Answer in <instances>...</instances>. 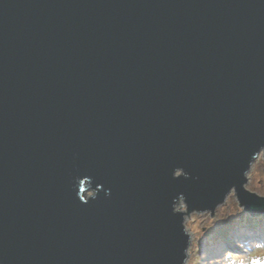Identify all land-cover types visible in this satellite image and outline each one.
Instances as JSON below:
<instances>
[{
    "label": "water",
    "instance_id": "obj_1",
    "mask_svg": "<svg viewBox=\"0 0 264 264\" xmlns=\"http://www.w3.org/2000/svg\"><path fill=\"white\" fill-rule=\"evenodd\" d=\"M261 152L264 0H0V264H186Z\"/></svg>",
    "mask_w": 264,
    "mask_h": 264
},
{
    "label": "rangeland",
    "instance_id": "obj_2",
    "mask_svg": "<svg viewBox=\"0 0 264 264\" xmlns=\"http://www.w3.org/2000/svg\"><path fill=\"white\" fill-rule=\"evenodd\" d=\"M246 187L264 196V152L256 158L248 172ZM92 192H88L91 195ZM235 190L211 211H192L186 215L185 227L190 235L186 264H262L264 262V212L252 217L239 204ZM177 206L187 211L181 199ZM256 232L258 236H247ZM231 243L225 244V240ZM201 259H200V258Z\"/></svg>",
    "mask_w": 264,
    "mask_h": 264
},
{
    "label": "bare ground",
    "instance_id": "obj_3",
    "mask_svg": "<svg viewBox=\"0 0 264 264\" xmlns=\"http://www.w3.org/2000/svg\"><path fill=\"white\" fill-rule=\"evenodd\" d=\"M180 208H181L180 206L177 207L178 210H181ZM253 235L258 236V234L255 231L253 233L248 234L247 236H253ZM229 243H231V239L228 238V240H225V244H229Z\"/></svg>",
    "mask_w": 264,
    "mask_h": 264
},
{
    "label": "clouds",
    "instance_id": "obj_4",
    "mask_svg": "<svg viewBox=\"0 0 264 264\" xmlns=\"http://www.w3.org/2000/svg\"><path fill=\"white\" fill-rule=\"evenodd\" d=\"M262 264H264V262H262Z\"/></svg>",
    "mask_w": 264,
    "mask_h": 264
},
{
    "label": "trees",
    "instance_id": "obj_5",
    "mask_svg": "<svg viewBox=\"0 0 264 264\" xmlns=\"http://www.w3.org/2000/svg\"><path fill=\"white\" fill-rule=\"evenodd\" d=\"M200 258V257H199ZM201 259V258H200Z\"/></svg>",
    "mask_w": 264,
    "mask_h": 264
}]
</instances>
